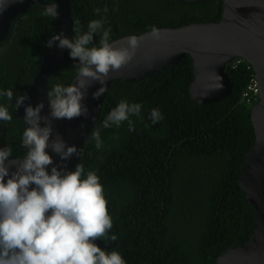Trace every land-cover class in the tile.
<instances>
[{
  "label": "trees",
  "instance_id": "trees-1",
  "mask_svg": "<svg viewBox=\"0 0 264 264\" xmlns=\"http://www.w3.org/2000/svg\"><path fill=\"white\" fill-rule=\"evenodd\" d=\"M43 12L40 4H33L17 16L0 43V91L14 92L12 101L0 97V105L12 115L10 122L0 121V146L11 147L17 156L26 154L21 146L26 125L15 97L34 82L54 32V19ZM223 12L224 0H72L79 34L88 30L90 21L103 18L104 29L111 30L110 42L153 27L218 22ZM100 37V32L95 34L93 45L99 46ZM78 62L68 50L49 80L50 89L72 84ZM228 73L232 95L205 105L190 93V55L151 76L113 82L94 127L100 129L104 146L97 150L89 138L79 162L85 173L92 170L100 177L108 200L113 228L102 241L114 246L102 250L118 251L126 264H217L225 250L251 239L256 212L240 178L245 155L256 142L252 107L242 100L253 70L244 63L228 67ZM122 100L142 105L140 117H130L135 130L129 131L127 121L104 129L103 121ZM154 108L163 117L156 124L149 119ZM111 235L117 236L115 242Z\"/></svg>",
  "mask_w": 264,
  "mask_h": 264
},
{
  "label": "clouds",
  "instance_id": "clouds-1",
  "mask_svg": "<svg viewBox=\"0 0 264 264\" xmlns=\"http://www.w3.org/2000/svg\"><path fill=\"white\" fill-rule=\"evenodd\" d=\"M10 3L11 0H0V14ZM52 3H47L51 5L45 8L38 4L44 8L43 15L58 18V4ZM94 11L99 15L101 10L97 8ZM107 11L105 8L104 12ZM103 26V18L92 20L87 26L88 30L79 34L80 29L75 28L74 22L73 30L78 34L75 37L73 34L72 39L64 37L63 33L52 37L53 32L48 38L47 48L58 42L59 48L68 49L70 58L79 61L77 78L68 86L56 84L47 92L51 110L48 116L41 115L43 103L25 107L22 120L26 127L21 144L26 149L25 155L17 156L13 154L11 147L0 146V264H126L118 251L102 250L95 243L96 240L109 238V232L113 228L100 177L92 170L85 173L80 163L75 166L74 171H65L63 167L66 165H54L53 157L47 151L51 148L65 162L78 155L76 146H68L59 135L52 138V121L87 116L88 108L83 101L88 88L93 82L102 85L93 93V98L98 99L107 90L109 73L128 64L135 55L141 38L128 37V46L117 48L115 41L110 42L111 30L104 29ZM98 32L101 37L99 46H96L93 45V39ZM151 35L159 38L160 32L153 27ZM27 91L15 97L17 110L29 99L25 95ZM0 97L12 101L14 92L11 89L0 91ZM254 106L250 107L253 109ZM141 109L142 105L139 103L129 104L122 100L108 114L102 127H120L127 121L129 131H134V123L130 117H140ZM22 114L23 109L21 118ZM149 119L156 124L163 117L159 109L154 108ZM11 120L8 107L0 105V121ZM90 139L95 141L97 150L103 148L100 129L93 130ZM13 157L23 158L11 159ZM49 166H52L50 173ZM13 168L15 170L11 171ZM110 240L115 242L117 236L111 235Z\"/></svg>",
  "mask_w": 264,
  "mask_h": 264
},
{
  "label": "water",
  "instance_id": "water-1",
  "mask_svg": "<svg viewBox=\"0 0 264 264\" xmlns=\"http://www.w3.org/2000/svg\"><path fill=\"white\" fill-rule=\"evenodd\" d=\"M35 3H40L44 8L51 5L43 0H11L7 9L0 14V42L8 38L11 24L16 17L26 13ZM53 3L58 4L59 17L54 18L55 29L52 37L63 33L64 37L72 39L74 20L71 0H54ZM158 30L159 38L153 37L150 31L131 34L115 41V47L122 48L128 46V37L141 38L133 59L119 70L109 73L107 90L102 96L93 98V93L102 86L99 82H93L88 88L83 101L88 108L87 116L52 121V138L59 135L68 146H76L78 155L65 162L61 161L51 148L47 151L53 157L54 165H66L63 170L74 171L98 121L107 94L117 79L125 82L142 79L159 69L177 65L190 55L194 65L191 96L199 104H212L227 99L233 93L234 83L228 73L229 64L238 58L246 60L254 68L261 88L260 101L253 107L251 114L256 142L245 155L240 178V186L248 201L255 207V231L246 243L225 250L218 258L217 264H264V0H224L223 18L218 22L194 23ZM67 50L59 48L58 42L48 46L42 59L41 70L25 94L29 99L21 106L22 119L26 106L35 107L40 103L44 104L41 115L50 114L47 98V92L50 90L49 80L60 68ZM43 126L42 121L41 127ZM51 167L48 168L49 173ZM95 243L101 249L114 246H106L102 240H96Z\"/></svg>",
  "mask_w": 264,
  "mask_h": 264
},
{
  "label": "built area",
  "instance_id": "built-area-1",
  "mask_svg": "<svg viewBox=\"0 0 264 264\" xmlns=\"http://www.w3.org/2000/svg\"><path fill=\"white\" fill-rule=\"evenodd\" d=\"M244 63L248 64V69L253 70L252 66L242 58L235 59L229 65V67H231L232 69H237ZM260 94H261L260 82L256 76V73L253 70V74L249 82V85L243 94V101L249 106H254L260 101Z\"/></svg>",
  "mask_w": 264,
  "mask_h": 264
},
{
  "label": "rangeland",
  "instance_id": "rangeland-1",
  "mask_svg": "<svg viewBox=\"0 0 264 264\" xmlns=\"http://www.w3.org/2000/svg\"><path fill=\"white\" fill-rule=\"evenodd\" d=\"M0 149H2V148H0Z\"/></svg>",
  "mask_w": 264,
  "mask_h": 264
}]
</instances>
